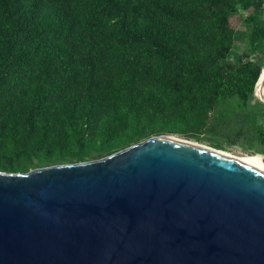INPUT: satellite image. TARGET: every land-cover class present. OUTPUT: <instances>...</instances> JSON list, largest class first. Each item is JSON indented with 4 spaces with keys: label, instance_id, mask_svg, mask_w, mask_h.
<instances>
[{
    "label": "trees",
    "instance_id": "obj_1",
    "mask_svg": "<svg viewBox=\"0 0 264 264\" xmlns=\"http://www.w3.org/2000/svg\"><path fill=\"white\" fill-rule=\"evenodd\" d=\"M263 66L264 0H0V171L161 134L264 147Z\"/></svg>",
    "mask_w": 264,
    "mask_h": 264
},
{
    "label": "water",
    "instance_id": "obj_2",
    "mask_svg": "<svg viewBox=\"0 0 264 264\" xmlns=\"http://www.w3.org/2000/svg\"><path fill=\"white\" fill-rule=\"evenodd\" d=\"M166 137L0 171V264H264V172Z\"/></svg>",
    "mask_w": 264,
    "mask_h": 264
},
{
    "label": "rangeland",
    "instance_id": "obj_3",
    "mask_svg": "<svg viewBox=\"0 0 264 264\" xmlns=\"http://www.w3.org/2000/svg\"><path fill=\"white\" fill-rule=\"evenodd\" d=\"M234 23L236 24V26L238 28H241L243 26V24L239 23V21L237 22L236 19H235V21L233 20V24ZM258 90H259L258 96L260 98H264V84L262 85L261 81H260L259 87L257 88V91ZM257 124L258 125H264V114L258 113ZM166 135H169V134H166ZM172 136H177V137L185 139L187 141L195 142V143L206 145V146H208L210 148H213L211 146V142H209L208 139L201 138V140H196L194 138H186L184 136H180V135H177V134H173ZM225 139L226 138H220L219 142L222 143L224 148L223 149H219V150L229 152V153H231V154H233L235 156H238V157H241V158H244V159H251V160L257 162L259 165L264 166V162L262 160V156L260 155L261 153H255V150L264 151V147L259 146L256 143L253 144V146H250L246 141H244L242 139L239 140L238 142H236V144H230V142L229 141L227 142ZM217 141H218V139H217Z\"/></svg>",
    "mask_w": 264,
    "mask_h": 264
},
{
    "label": "bare ground",
    "instance_id": "obj_4",
    "mask_svg": "<svg viewBox=\"0 0 264 264\" xmlns=\"http://www.w3.org/2000/svg\"><path fill=\"white\" fill-rule=\"evenodd\" d=\"M263 74H264V67L261 68V74H260V77H259V79H258V81H259V80L261 81L262 85L264 84V75H263ZM258 81H257L256 86H255V94H254V96H255L257 99L260 98V97L258 96V92H259V90L257 91V88H258V85H257V84H258ZM259 84H260V83H259ZM166 138H171V139H175V140H178V141H182V142H186V143H190V144H193V145H196V146H200V147H203V148L210 149V147H208V146H206V145H202V144H198V143H195V142L187 141V140L182 139V138H179V137H177V136L168 135V137H166ZM215 150H216V149H215ZM217 152H219V153H221V154H223V155H226V156H228V157H231V158H233V159H235V160H237V161H240V162H242V163H245V164H247V165H249V166H251V167H254V168H256V169H258V170L264 172V166L259 165L257 162H255V161H253V160H251V159H244V158H241V157L235 156V155H233V154H231V153H229V152L222 151V150H219V149H217ZM260 155H261L262 158H263V155H262V154H260Z\"/></svg>",
    "mask_w": 264,
    "mask_h": 264
}]
</instances>
